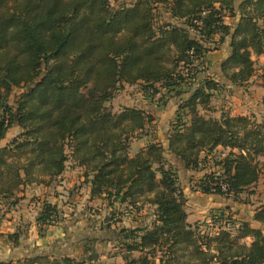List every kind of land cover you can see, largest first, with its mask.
Masks as SVG:
<instances>
[{
	"label": "trees",
	"instance_id": "obj_1",
	"mask_svg": "<svg viewBox=\"0 0 264 264\" xmlns=\"http://www.w3.org/2000/svg\"><path fill=\"white\" fill-rule=\"evenodd\" d=\"M158 7L167 20L157 25ZM226 15L237 16L233 27L225 24ZM215 38L230 48L220 73L231 85L247 83L254 74L252 55L264 56V0H241L237 8L234 0H0V141L13 125L20 130L0 146V201L15 205L21 188L50 182L74 163L83 168L91 199L124 205L127 214L152 208L150 223L117 233L123 264H264V233L250 222L230 226L228 220L229 229L215 233L187 222V198L161 143L130 155L152 115L106 105L125 85L139 86L157 105L175 99L168 152L193 171L201 155L228 150L216 163L219 170L204 174L194 189L235 199L259 180L264 114L259 121L204 115L220 90L204 67L207 44ZM261 104L264 110V95ZM219 181L227 184L226 194L202 187ZM59 218L56 206L44 203L36 218L39 234ZM252 221L264 227V205ZM7 237L18 241V234ZM0 264L86 260L38 254Z\"/></svg>",
	"mask_w": 264,
	"mask_h": 264
},
{
	"label": "crops",
	"instance_id": "obj_2",
	"mask_svg": "<svg viewBox=\"0 0 264 264\" xmlns=\"http://www.w3.org/2000/svg\"><path fill=\"white\" fill-rule=\"evenodd\" d=\"M225 87H227V90H231V87ZM130 103L132 104L125 107L134 106L145 110L154 118L152 123L146 126L144 134L131 143L130 155L133 156L150 142H159L165 149L164 157L167 163L173 164L175 171L176 166L187 170L183 163L167 150V136L170 132L174 115L177 112L176 100L170 99L164 106L157 105L155 102L148 101V99L144 98L142 92L137 90ZM213 117L218 118L217 116ZM189 119L190 117L187 116L186 120L189 121ZM4 140L0 141V146H4L9 142L2 143ZM69 166L70 168L66 166L65 171L50 182L46 180L45 184H32L21 188L16 194L19 200L15 205L9 206L8 203L0 201V262L16 261L38 254L58 258L87 259L88 249H91L96 254L98 253V257L96 258L97 260L87 259L86 261H89V264H93L96 261L98 264H104L107 260V264L109 262L123 264L115 247L117 233L122 228H134L141 226L143 223H150L153 219L152 213H149L146 219V209L144 208L146 206H143L142 210H140L143 213L139 212L135 216L123 213L124 215L119 217L122 221L115 224L111 223L110 228L107 229L99 213L96 214L94 212L97 210L102 214L105 210H101L97 206L101 205L106 209L107 200L104 198L91 199L90 186L83 183V168L76 166L74 163H70ZM175 173L178 184L182 187L181 189L188 200L190 193H188L186 187H189L192 181H189L188 185H185L184 182V184H181L180 182L185 174H179L177 171ZM76 185L77 187H75ZM74 188L75 190H73ZM199 195L203 197L210 196L196 192L191 195L193 196L191 199L198 200ZM44 203L55 205L60 218L55 224L43 226V233L39 234V225L36 222V218ZM113 208L123 212L124 205L115 203ZM107 210L110 212L112 209L108 207ZM141 214H144V217H141ZM110 222L108 221L107 223ZM187 222L189 224L192 223L190 216L187 217ZM12 234H18L16 244L7 237V235ZM102 260L105 261L102 262Z\"/></svg>",
	"mask_w": 264,
	"mask_h": 264
},
{
	"label": "rangeland",
	"instance_id": "obj_3",
	"mask_svg": "<svg viewBox=\"0 0 264 264\" xmlns=\"http://www.w3.org/2000/svg\"><path fill=\"white\" fill-rule=\"evenodd\" d=\"M120 1L121 3L128 5L132 3L133 0ZM240 1L241 0H234V5L236 8L238 7V3ZM111 3L114 4L113 2ZM236 18L237 16L235 15H226L224 17V22L226 25L233 27L236 23ZM155 20V23L157 25L161 21L167 20V13L163 7H158V9L156 10ZM216 41L217 38H215L214 42L207 44V47L210 48L211 52H209L204 58V67L206 68V74L209 77L220 82V91L213 93L210 99V108H208L205 113L203 110L202 112L206 117H219L221 114L228 113L231 116H248L257 121L261 120V117L264 114L263 106L261 104V98L264 95V56L256 57L252 55L251 58L254 62L253 76L247 83L241 86H234L231 85L230 82L220 73V64L228 56L230 51L229 45L227 43V40H225L224 43H221L219 45H216ZM225 86L231 87V90H227V87ZM137 90H140L139 86H122V89H120L115 94V97L106 105L110 107L113 111H119L126 105L132 104L130 103V101H132L133 95L136 93ZM19 92V90H16V94L14 95L12 101H14L15 97ZM12 101L10 102L11 104ZM183 118L185 119V116ZM174 120L175 115L173 121ZM19 132V128L16 125H13L8 130L5 140L4 142L2 141V143L10 141ZM227 152L228 150L217 148L208 158L204 159V156L201 155V163L197 170L187 171L184 168H180V166H176L177 173L185 174L183 180L180 183H185V185H188L189 181L195 182L198 179H201L206 173L210 174L213 172H217L219 170V166H217L216 163L219 162L227 154ZM257 163L259 168L258 182L253 187L246 190L244 193L236 196L235 199H233L232 196L221 197L214 194H211L209 197H203L199 195L198 200L191 199V197H193L191 195L195 194L197 191H195L193 187L187 186L186 189L190 194L189 199L187 200L188 205H186L185 210L188 216H190V219L192 221L191 225H197L200 231L215 233L218 231V229L221 228L229 229L233 222H235V224H238L239 221L245 220L246 222H250L253 227L262 229L264 233V227L252 221L255 209L264 205V156L258 158ZM69 164L70 163H67L68 168H70ZM170 165L174 167L173 164ZM75 187H77V185ZM73 190H75V188ZM200 194L202 195V193ZM106 205V209L101 205L97 206V208L105 210L102 214H100V211H94L96 214L99 213V216L103 219V222L106 224V227L111 226V223L115 224L117 222H121L122 220L119 217L121 215H124L125 213L123 214V212L116 210L115 208H113V206H108L107 203ZM108 207L112 209L110 212H108L107 210ZM142 208V206L138 207V210L136 209L137 211L133 213L132 216L139 214ZM144 208L146 209L145 217L147 219L149 216L148 214L152 213V208H150L149 206H146ZM141 217H144V214H141ZM228 220L231 222V224L229 223L230 226L226 223ZM108 221L111 222L107 223ZM232 232L234 231L232 230ZM244 242L248 243L249 240H244ZM87 253V259L92 258L93 256H96V258L98 257V253L96 254L94 250L88 249ZM82 259L87 260L86 258ZM104 261L105 260H102V262ZM86 262H88L89 264V261ZM107 263L108 260L104 262V264ZM93 264H98V262L96 261ZM109 264H115V262H109Z\"/></svg>",
	"mask_w": 264,
	"mask_h": 264
},
{
	"label": "built area",
	"instance_id": "obj_4",
	"mask_svg": "<svg viewBox=\"0 0 264 264\" xmlns=\"http://www.w3.org/2000/svg\"><path fill=\"white\" fill-rule=\"evenodd\" d=\"M194 23H196V24L199 25V23L196 22V21H194ZM159 97H160V93H157V94L155 95V99H158ZM190 186L194 188V186H195V182L192 181V183L190 184ZM202 187L208 189L211 193H215L216 190L218 189V190H220L222 193L226 194L227 189H228L227 184H226L225 182H222V181H219V182H208V183H204V184L202 185ZM197 192L201 193V190L199 189V190H197Z\"/></svg>",
	"mask_w": 264,
	"mask_h": 264
}]
</instances>
